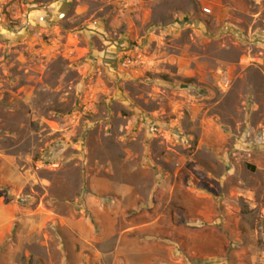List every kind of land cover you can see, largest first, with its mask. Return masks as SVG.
Segmentation results:
<instances>
[{"label": "rangeland", "instance_id": "obj_1", "mask_svg": "<svg viewBox=\"0 0 264 264\" xmlns=\"http://www.w3.org/2000/svg\"><path fill=\"white\" fill-rule=\"evenodd\" d=\"M0 264H264V0H0Z\"/></svg>", "mask_w": 264, "mask_h": 264}, {"label": "built area", "instance_id": "obj_2", "mask_svg": "<svg viewBox=\"0 0 264 264\" xmlns=\"http://www.w3.org/2000/svg\"><path fill=\"white\" fill-rule=\"evenodd\" d=\"M201 10H202V13H204V14H209L211 12V8L209 6H202ZM132 62H133V59H130L129 57H126L123 60L122 64L127 66L128 64H130Z\"/></svg>", "mask_w": 264, "mask_h": 264}]
</instances>
